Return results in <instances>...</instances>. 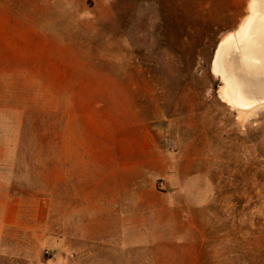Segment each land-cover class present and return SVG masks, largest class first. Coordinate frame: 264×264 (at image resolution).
<instances>
[{
	"label": "rangeland",
	"instance_id": "obj_1",
	"mask_svg": "<svg viewBox=\"0 0 264 264\" xmlns=\"http://www.w3.org/2000/svg\"><path fill=\"white\" fill-rule=\"evenodd\" d=\"M250 3L0 0V264H264V108L210 67Z\"/></svg>",
	"mask_w": 264,
	"mask_h": 264
},
{
	"label": "bare ground",
	"instance_id": "obj_2",
	"mask_svg": "<svg viewBox=\"0 0 264 264\" xmlns=\"http://www.w3.org/2000/svg\"><path fill=\"white\" fill-rule=\"evenodd\" d=\"M252 4H254V0H251V3L249 5L250 8H251V9H249L250 10L249 15L242 21V23L238 26L236 31L226 34L222 38V40L220 41V44L222 46H221V50H219V52L217 53V58L215 60L216 62H215V66H214L215 69H218V72L222 73V78H223V80H225V81H222V82H225V83H222V87L220 88V98H221V100L225 104H227V106H229L232 109L236 110V112L241 117H244L247 114H250L253 111L258 110V109H260L262 107L264 108V67L259 70V73L257 74V76H255L256 74H254V76H252L253 77L252 80L255 79V78L259 79L258 88H259V90H262L259 93V95L256 96V98H259V100H257V101H255V99H256L255 97H248L247 98V96L243 95V93L240 94V92H238L239 88L237 86L234 87L231 90L228 89V85L226 83V80H227V77H228L226 74L231 73V72L234 73V71L236 72V70H239V67H238L239 63H237L238 62L237 59L235 58L234 62L231 60V55L234 56V54L238 55V53H239V48H238V50H236V48L234 47L235 44L238 46V40L236 42V39H235V40H232L229 43H227V41L228 40L230 41L235 36V34L236 35H240L239 36L240 38L241 37H245V36L248 37L250 35V33H248V29H250L249 27H251V25L253 23L252 21L256 17L255 12L253 11V9H254L253 6L254 5H252ZM255 23H260V20L257 21V22L255 21ZM253 27H254V29L259 28L255 32V33L260 32L259 36L264 34V21L261 22V24H255ZM255 45H257V44L254 43L253 47H255ZM263 46L264 45L260 44V48L259 49H262ZM257 48H258V46H257ZM257 51H258V49L256 50V52L253 53V55H255V56L257 55L259 58H261L263 60V61L262 60L261 61L264 64V49H263L262 54H259ZM247 58L250 59V56L247 57ZM213 75L215 77L220 78L218 73H215ZM236 78L237 77H235L234 79L236 80ZM256 102H259L260 104H262V106L260 104H257L258 106L257 105L255 106Z\"/></svg>",
	"mask_w": 264,
	"mask_h": 264
},
{
	"label": "water",
	"instance_id": "obj_3",
	"mask_svg": "<svg viewBox=\"0 0 264 264\" xmlns=\"http://www.w3.org/2000/svg\"><path fill=\"white\" fill-rule=\"evenodd\" d=\"M254 9L253 11L255 12L256 17L253 19V23L251 25V27H249L250 29H248V33H250V35L247 37H239L240 35H236L229 41H227V43L231 42L232 40L236 39V42L238 40V46L235 44V48L236 50H238L239 48V53L238 55L234 54L231 55V60L234 62L235 58L237 59V63H239L238 67L239 70H236V72L234 71L231 72L229 74V76L227 77L226 83L228 85V89H233L234 87H238V92H240V94L243 93V95L248 97H255L259 95V93L262 90H259L258 88V83H259V79H253L252 80V76H254V74H256L255 76H257V74L259 73V70L261 68L264 67V64L262 63V59L259 58L257 55H253L254 52H256V50L258 49V53L262 54L264 46L262 49L260 48V44L264 45V34L259 36L260 32L255 33L259 28L254 29V25L255 24H261V22H263L264 20V0H254ZM249 9L250 6H249ZM259 21L260 23H255V21ZM257 26V25H256ZM236 31V30H235ZM254 33V34H253ZM259 36V37H258ZM240 38V39H239ZM235 42V41H234ZM226 43V44H227ZM256 43L257 45H255V47H253V44ZM221 44L219 42V44L217 45L215 51L213 52L212 58H211V63H210V67H211V72L212 74L218 73L220 76V80L221 81H225L222 78V73L218 72V69H215V60L217 58V53L219 52V50H221ZM258 46V48H257ZM257 54V53H256ZM250 56V59L247 58ZM252 56V57H251ZM262 60V61H261ZM227 75V74H226ZM231 75L233 77H237V81L231 77ZM225 83V82H224ZM261 83V82H260ZM259 100V98H256L255 101Z\"/></svg>",
	"mask_w": 264,
	"mask_h": 264
},
{
	"label": "crops",
	"instance_id": "obj_4",
	"mask_svg": "<svg viewBox=\"0 0 264 264\" xmlns=\"http://www.w3.org/2000/svg\"><path fill=\"white\" fill-rule=\"evenodd\" d=\"M103 218H108V220H111V218H114V216H113V214H111V212L110 213H108L107 214V212H103ZM118 219H122L121 217H120V215H118Z\"/></svg>",
	"mask_w": 264,
	"mask_h": 264
}]
</instances>
